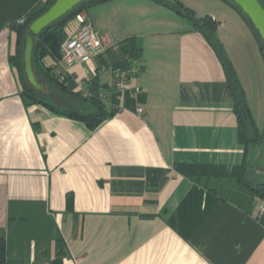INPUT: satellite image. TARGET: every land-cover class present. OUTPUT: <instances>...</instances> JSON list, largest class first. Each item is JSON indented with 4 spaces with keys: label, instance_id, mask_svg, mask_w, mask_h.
I'll return each mask as SVG.
<instances>
[{
    "label": "crops",
    "instance_id": "0c3cea01",
    "mask_svg": "<svg viewBox=\"0 0 264 264\" xmlns=\"http://www.w3.org/2000/svg\"><path fill=\"white\" fill-rule=\"evenodd\" d=\"M42 1L0 0L6 264H264V199L247 210L237 204L244 147L224 69L204 37L154 0L84 10L103 46L72 67L47 57L73 95L50 86L54 95L42 96L59 109L91 114L98 101L115 112L91 130L26 99L10 65L11 26ZM163 1L219 23L217 37L263 131L264 58L250 27L222 0ZM77 28L72 20L66 35ZM257 154L248 178L260 183Z\"/></svg>",
    "mask_w": 264,
    "mask_h": 264
},
{
    "label": "trees",
    "instance_id": "16d2710c",
    "mask_svg": "<svg viewBox=\"0 0 264 264\" xmlns=\"http://www.w3.org/2000/svg\"><path fill=\"white\" fill-rule=\"evenodd\" d=\"M57 0H44L37 5L34 12L29 13L23 19V23H15L11 29L17 35L16 53L9 59L10 65L17 69L23 88V96L32 103H38L49 110L63 114L72 119L85 123L91 130L97 129L106 120L112 118L115 112H109L105 105L98 101H93L95 112L91 114L81 113L76 109L62 110L50 102L49 98L42 96L33 91L24 74L22 54L23 44L26 35L29 33L30 25L41 15L46 13L50 7ZM110 0H86L65 16L55 21L40 34L34 35L35 47L33 53L34 69L40 78L41 82L57 89L58 91L69 94L63 85L56 82L54 76L51 74V69L47 67L44 60L47 57L59 59L61 45L67 38L65 28L69 22L74 20L78 14H81L87 8L106 3ZM157 3L164 5L172 10L177 15L185 18L193 30L199 32L204 39L208 42L210 47L218 56L222 67L224 69L230 94L233 100V110L238 121V141L244 147V161L242 165L241 175L238 179L240 185V192L236 197L237 204L240 208L247 210L251 207L256 198L264 199V181L255 183L249 180L248 171L253 167V160L256 150L264 147V130L260 131L256 125V121L246 99V95L242 84L236 74L235 68L226 55L225 49L217 37L219 23L213 20L210 16L198 17L195 12L183 5L181 2H165L163 0H154ZM233 8L246 22L254 33L260 47V51L264 58V42L259 37L258 32L253 27L249 18L243 13L240 7L234 2L229 0H222ZM264 6V2L259 0ZM70 96L73 94H69ZM225 200V199H224ZM0 264H6V243L5 240L0 238Z\"/></svg>",
    "mask_w": 264,
    "mask_h": 264
},
{
    "label": "water",
    "instance_id": "95a60500",
    "mask_svg": "<svg viewBox=\"0 0 264 264\" xmlns=\"http://www.w3.org/2000/svg\"><path fill=\"white\" fill-rule=\"evenodd\" d=\"M86 0H57L50 9L37 18L29 28L23 44L22 62L24 74L29 87L38 94L53 96L54 90L42 83L34 69L33 53L35 47L34 35L40 34L45 28L59 20L75 7ZM241 8L249 18L259 37L264 42V6L259 0H229ZM257 170L264 173V149L258 148L255 158Z\"/></svg>",
    "mask_w": 264,
    "mask_h": 264
},
{
    "label": "built area",
    "instance_id": "2783aa9c",
    "mask_svg": "<svg viewBox=\"0 0 264 264\" xmlns=\"http://www.w3.org/2000/svg\"><path fill=\"white\" fill-rule=\"evenodd\" d=\"M78 28L69 34L60 49V57L58 64L72 67L82 61H85L89 53L96 51L103 46L102 38L95 32L92 24L84 14H78L74 19ZM213 20H215L213 18ZM23 19L19 23H23ZM216 21V20H215ZM126 73L122 74L125 77ZM65 80L64 77L61 78ZM139 114L143 113V109H137ZM264 212V207L262 208Z\"/></svg>",
    "mask_w": 264,
    "mask_h": 264
},
{
    "label": "rangeland",
    "instance_id": "374dc122",
    "mask_svg": "<svg viewBox=\"0 0 264 264\" xmlns=\"http://www.w3.org/2000/svg\"><path fill=\"white\" fill-rule=\"evenodd\" d=\"M59 106H61V105H59ZM60 109L65 110L66 108H64V107L61 106ZM261 180H264V178H262Z\"/></svg>",
    "mask_w": 264,
    "mask_h": 264
}]
</instances>
